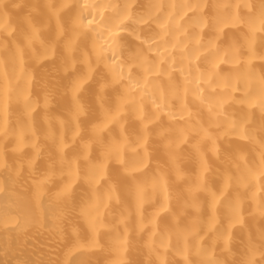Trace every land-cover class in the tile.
I'll return each instance as SVG.
<instances>
[{
	"label": "bare ground",
	"instance_id": "1",
	"mask_svg": "<svg viewBox=\"0 0 264 264\" xmlns=\"http://www.w3.org/2000/svg\"><path fill=\"white\" fill-rule=\"evenodd\" d=\"M0 264H264V0H0Z\"/></svg>",
	"mask_w": 264,
	"mask_h": 264
}]
</instances>
